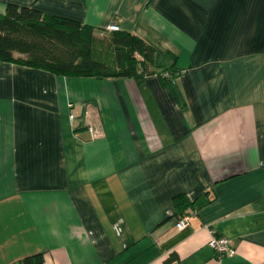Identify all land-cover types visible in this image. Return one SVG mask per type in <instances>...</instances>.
Listing matches in <instances>:
<instances>
[{
    "label": "crops",
    "instance_id": "crops-1",
    "mask_svg": "<svg viewBox=\"0 0 264 264\" xmlns=\"http://www.w3.org/2000/svg\"><path fill=\"white\" fill-rule=\"evenodd\" d=\"M11 4L117 24L162 69L140 83L0 62V264H264V0H0V15Z\"/></svg>",
    "mask_w": 264,
    "mask_h": 264
},
{
    "label": "trees",
    "instance_id": "trees-1",
    "mask_svg": "<svg viewBox=\"0 0 264 264\" xmlns=\"http://www.w3.org/2000/svg\"><path fill=\"white\" fill-rule=\"evenodd\" d=\"M98 32L107 33L99 39ZM162 54L139 36L97 31L82 23L44 15L35 8L8 5L0 15V62L69 78H134L140 83L162 69ZM171 79L169 72L163 74ZM36 254L22 264H44Z\"/></svg>",
    "mask_w": 264,
    "mask_h": 264
},
{
    "label": "built area",
    "instance_id": "built-area-1",
    "mask_svg": "<svg viewBox=\"0 0 264 264\" xmlns=\"http://www.w3.org/2000/svg\"><path fill=\"white\" fill-rule=\"evenodd\" d=\"M108 31L110 32H119L121 31V28L117 24H112L108 27ZM88 119H92V115L90 112L87 114ZM70 120L73 122L75 120L74 115H70ZM88 130L91 134L92 139H98L102 136H104V133L102 131L101 125L97 122L94 123V121L88 122ZM190 216L185 215L181 219H179L176 222V229L177 231H182L186 229L189 226ZM210 247L214 250L216 253V256L222 260L224 258L232 257L236 255L237 251L233 245V243L222 237H213L210 241Z\"/></svg>",
    "mask_w": 264,
    "mask_h": 264
},
{
    "label": "rangeland",
    "instance_id": "rangeland-1",
    "mask_svg": "<svg viewBox=\"0 0 264 264\" xmlns=\"http://www.w3.org/2000/svg\"><path fill=\"white\" fill-rule=\"evenodd\" d=\"M107 33H104V32H98L97 33V37L99 38V39H101V40H103V39H107Z\"/></svg>",
    "mask_w": 264,
    "mask_h": 264
}]
</instances>
